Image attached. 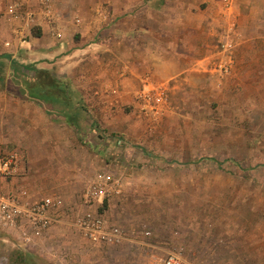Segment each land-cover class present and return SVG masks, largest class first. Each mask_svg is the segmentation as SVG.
<instances>
[{"label": "rangeland", "instance_id": "rangeland-1", "mask_svg": "<svg viewBox=\"0 0 264 264\" xmlns=\"http://www.w3.org/2000/svg\"><path fill=\"white\" fill-rule=\"evenodd\" d=\"M6 1L2 0V6ZM175 4L185 25H191L192 15L208 14L210 8L217 14L234 11L244 18L241 21L248 24V30L233 60H264V32L261 41L251 39L253 0H89L86 6L71 11L61 10L57 4L56 10L71 21L72 14L92 15L100 6L109 16L132 14L134 19L144 18L156 25L154 17H142L146 10L158 7L162 8L160 15H166ZM73 17L77 25V16ZM88 20L92 22L93 17ZM108 26L98 30L107 27L111 32ZM230 35L236 40L239 32ZM70 36L78 40L77 32ZM3 54L5 51L0 52V75L4 76L0 88L25 93L27 75L35 72L14 75L10 58ZM26 59L20 62L39 69L38 61ZM72 63L77 77L86 76L67 83L76 92L71 102L82 108L77 113L79 129L66 118L67 106L42 103L34 97L31 102L41 107L34 114L35 124L29 123L31 128H27L24 123L17 138L6 136L0 144V158L19 151V167L25 166L20 174L26 175L30 188L36 183L39 186L32 193L60 198L61 210L72 223L75 213L71 206L78 201L84 211L88 209L83 194L97 174L109 171L120 180V191L109 195L100 210L103 208L109 223L121 227L125 238L114 243L90 242L71 224V242L60 247L71 263L162 264L167 251L180 250L193 264H264V81L255 80L248 71L229 78L227 89H220L223 78L214 81L202 75L196 86L181 73L166 78L160 106L144 105L138 92L133 98L124 96L117 111L106 113L102 101L98 104L83 93L100 90L101 81L108 77H99L97 69L93 73L92 66L80 68L76 60ZM57 69L55 66L54 72ZM257 84L263 87L259 90ZM102 89L115 90L105 85ZM86 119L95 123L83 125ZM29 162L33 164L31 173ZM12 177L0 175V180L8 182ZM21 251L36 254L38 260L23 261ZM2 257L7 264L56 262L0 229Z\"/></svg>", "mask_w": 264, "mask_h": 264}, {"label": "crops", "instance_id": "crops-1", "mask_svg": "<svg viewBox=\"0 0 264 264\" xmlns=\"http://www.w3.org/2000/svg\"><path fill=\"white\" fill-rule=\"evenodd\" d=\"M12 1L14 0H7L2 6V0H0V52L5 51L6 53L3 56L10 58V64H12V60H18L19 64H22L23 62L20 61L27 60V57H29L28 60L38 61L37 67L40 70L48 71L42 74L45 81L55 78L67 86L68 81H79L81 77H86L85 74L78 77L74 74L76 67H72V60H76L81 66L80 68L85 65L92 66L93 73H96L97 69L99 77L107 76L108 78L101 81L100 90L83 93V96L96 99L98 104L102 101L103 108L107 110L106 113L117 111L120 107L119 102L124 96L133 98L136 93L150 86L161 88L166 93V78L177 74L180 76L181 73L186 74L188 82L196 84V86L202 75H209L214 81L223 78L220 89H227L229 78L236 75L242 76L244 72L248 71L255 75V80L264 81V60H233L237 46L239 45L241 48L246 41L243 34H245V30L246 33L248 30L246 29L248 24L242 22L244 18L237 16L234 11L226 9L224 14H217L216 10L210 8L208 14L201 15L197 12L192 15L191 25H185L180 21L176 4L172 5L170 12L165 11L166 15H160L159 12L162 8L156 7L153 11L146 10L147 12L142 15V17H154L156 25H153L144 18L134 19L132 14L120 18L109 16L107 11L101 10L100 6H97L98 9L92 15L87 14V16L81 17L79 14H72L71 19L69 18L71 21L65 19L66 15L63 12L62 14L58 12L60 19L57 24L52 25L40 13L38 0H25L28 6L37 11L35 25L37 29L31 32L29 28H22L23 23L14 19L8 12V5ZM87 1L89 0H58L54 5L55 9L56 5L60 4L61 8L59 9L71 11L73 8L86 6ZM155 1L157 3L158 0ZM162 1L160 0V2ZM263 5L264 0H253L255 9L252 10L250 16L253 42L261 41L259 37L264 32ZM76 16L80 19L77 25L72 21V17L76 19ZM89 16L93 17L92 22L88 20ZM91 23L97 28L92 27ZM104 24L110 25L108 27L111 32L107 27L98 30ZM181 24H184L182 29ZM118 28L122 32H117ZM16 30L21 33L18 34ZM73 31L77 32L78 40H74L70 36ZM56 32L60 35L55 34ZM187 32L190 33V38L186 34ZM230 32H239V37L236 40L233 39ZM188 38L189 41H187ZM8 41L10 45L5 44ZM221 42H226L227 48H222ZM258 46L260 44L257 43ZM225 64L229 67L227 74L219 69V66ZM55 66L61 69L60 72L59 69L54 72ZM15 73L13 71L14 75ZM27 77L28 81H34L36 78L35 74L27 75ZM3 80L4 76L0 75V81ZM104 85L106 89L111 88V91L115 89L114 92H106L102 89ZM262 87L263 85L257 84V89L260 90ZM24 92L20 94L18 89L0 88V144L6 139V136L17 138L19 136L17 130L23 129L24 123L27 122V128L30 127L29 123L35 124L34 114L41 107H36L31 102L34 96L30 94L28 88ZM73 92L70 90V93ZM260 95L263 96L259 93L258 96ZM59 105H63V102ZM91 105H97V103ZM21 106L25 107L24 111ZM78 107L79 105L76 106V111H80ZM25 114L27 118L24 117ZM21 123L23 124L21 125ZM93 123L95 122L86 119L83 125L91 126ZM14 129L15 133H13ZM32 165L30 162L28 163V173H31ZM24 169V165L19 167L18 174L8 182L0 180V193L13 192L23 200L36 201L41 197L35 196L32 190L39 187L38 183L30 188L26 175L20 174V170ZM61 208L56 213V220L45 235L29 244L31 248L46 256L52 263L56 261L55 264H58V255L64 252L60 247L69 244L73 235L71 224L74 225V222L69 220L67 212ZM71 208L74 210L75 217L76 214L81 213L80 211H84L82 203L78 201ZM76 209L77 211H75ZM79 260L82 261L81 258Z\"/></svg>", "mask_w": 264, "mask_h": 264}, {"label": "built area", "instance_id": "built-area-1", "mask_svg": "<svg viewBox=\"0 0 264 264\" xmlns=\"http://www.w3.org/2000/svg\"><path fill=\"white\" fill-rule=\"evenodd\" d=\"M40 13L50 24H57L60 14L55 9L54 0H38ZM8 12L23 24L22 28L35 27L37 11L25 0H14L8 5ZM80 22V19H76ZM18 34L21 32L16 30ZM55 34L60 35L58 32ZM10 45V42H5ZM222 48H227L226 42H221ZM219 69L227 74L228 65H221ZM165 91L161 88L150 86L139 93L144 100V105L160 106L164 100ZM21 154L17 150L9 152L6 157L0 158V175L14 176L19 169ZM120 180L109 171H102L90 182L84 194V203L89 207L76 215L74 225L82 235L93 242H120L125 238L121 227L109 223L105 212L100 206L112 193L120 191L117 186ZM60 198L46 195L36 201L23 200L13 192L0 193V229L12 232L18 239L26 244H31L45 235L52 223L56 220V213L62 207ZM0 264H7L6 258H0ZM58 264H72L67 252L58 255ZM162 264H193L187 260L180 250H169L162 259Z\"/></svg>", "mask_w": 264, "mask_h": 264}, {"label": "trees", "instance_id": "trees-1", "mask_svg": "<svg viewBox=\"0 0 264 264\" xmlns=\"http://www.w3.org/2000/svg\"><path fill=\"white\" fill-rule=\"evenodd\" d=\"M12 69L13 71L26 73V71H34L35 72V79L34 81L27 80V88L31 92L30 94L33 95L35 98L44 101V103H58L60 104L63 102V105L67 106V109L70 110L68 113H65L66 118L68 121L73 124L77 129H79L78 124V112L76 111V103H72V93H70V88L64 83H61L58 79H51L46 80L44 79L43 73L48 71L43 69H34L30 64H19L18 61L12 60ZM67 90L69 91L67 93ZM76 108V109H75ZM82 110L81 106L78 107ZM78 109V110H79ZM103 210V208H101ZM23 261H27L30 259L32 261L38 260V256L28 251H21L19 254ZM45 263V262H44Z\"/></svg>", "mask_w": 264, "mask_h": 264}]
</instances>
